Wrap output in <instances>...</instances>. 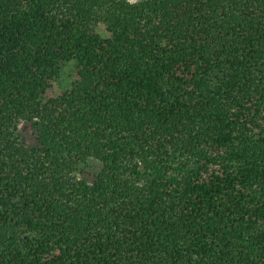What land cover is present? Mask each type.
Masks as SVG:
<instances>
[{
	"label": "trees",
	"instance_id": "16d2710c",
	"mask_svg": "<svg viewBox=\"0 0 264 264\" xmlns=\"http://www.w3.org/2000/svg\"><path fill=\"white\" fill-rule=\"evenodd\" d=\"M0 264H264V0H0Z\"/></svg>",
	"mask_w": 264,
	"mask_h": 264
},
{
	"label": "rangeland",
	"instance_id": "374dc122",
	"mask_svg": "<svg viewBox=\"0 0 264 264\" xmlns=\"http://www.w3.org/2000/svg\"><path fill=\"white\" fill-rule=\"evenodd\" d=\"M98 30L103 36L108 35L103 24L99 25ZM74 78H75L74 63L69 62L63 67V70L59 78L53 81L52 87L50 88L48 93L52 96L58 95L59 93H61L63 90H65L71 85V82L74 80ZM20 136L24 140L31 142L33 140V131L31 126L28 124L21 125ZM83 168L84 171L81 175H83V177L87 178L88 180H91L98 172L100 165L98 161L89 159L86 162V164H84Z\"/></svg>",
	"mask_w": 264,
	"mask_h": 264
}]
</instances>
